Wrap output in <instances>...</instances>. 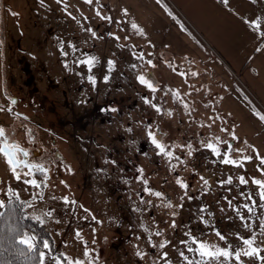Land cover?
Listing matches in <instances>:
<instances>
[{
  "label": "rangeland",
  "instance_id": "obj_1",
  "mask_svg": "<svg viewBox=\"0 0 264 264\" xmlns=\"http://www.w3.org/2000/svg\"><path fill=\"white\" fill-rule=\"evenodd\" d=\"M161 1L0 0L1 12L10 4L33 31L35 82L50 117L67 123L68 169L45 186L30 175L17 179L0 155V213L15 196L46 229L53 243L42 248V264H187L181 252L198 261L188 247L199 242L241 251L228 264H264V200L253 182H264V119L239 74ZM89 58L91 71L81 63ZM76 125L87 142L73 138ZM149 131L172 157L159 153ZM253 237L260 251L245 256L241 238Z\"/></svg>",
  "mask_w": 264,
  "mask_h": 264
},
{
  "label": "flooded vegetation",
  "instance_id": "obj_2",
  "mask_svg": "<svg viewBox=\"0 0 264 264\" xmlns=\"http://www.w3.org/2000/svg\"><path fill=\"white\" fill-rule=\"evenodd\" d=\"M33 34L29 33L23 14L6 4L4 11H0V128L8 144L19 145L28 153L27 157L18 153L17 159L45 170L41 172L38 167L22 163L16 174L33 176L45 186L53 176L68 169L62 151L68 142L67 123L50 117L48 98L35 82L37 48ZM80 128L74 127L73 138L87 142ZM3 144L0 138V147Z\"/></svg>",
  "mask_w": 264,
  "mask_h": 264
},
{
  "label": "crops",
  "instance_id": "obj_3",
  "mask_svg": "<svg viewBox=\"0 0 264 264\" xmlns=\"http://www.w3.org/2000/svg\"><path fill=\"white\" fill-rule=\"evenodd\" d=\"M169 1L205 38L212 57L235 76L239 74L242 87L254 96L264 116V0ZM257 20L258 29L251 24Z\"/></svg>",
  "mask_w": 264,
  "mask_h": 264
},
{
  "label": "snow or ice",
  "instance_id": "obj_4",
  "mask_svg": "<svg viewBox=\"0 0 264 264\" xmlns=\"http://www.w3.org/2000/svg\"><path fill=\"white\" fill-rule=\"evenodd\" d=\"M86 2L91 3V0H86ZM251 24L258 29L260 27V21H253L251 22ZM133 27L135 28L136 25H133ZM94 34V33H93ZM262 35H264V33H262ZM118 39V38H117ZM74 47V46H73ZM66 54V53H65ZM81 63H86L89 67V71H91L92 66L94 65L95 61L93 58H89L86 61H81ZM111 64V62H110ZM89 79L92 80L93 84L95 83V79L93 77H89ZM107 79V77L105 78ZM140 82L147 85V87H149L150 89H152L153 91H155L156 89L153 87V85L145 80V78L143 76L139 77ZM145 102H148L147 100ZM13 103H15V101H13ZM159 110V109H157ZM261 119H264V116L260 117ZM130 130V129H129ZM149 137L151 138V143L153 145H155V147L159 150L160 154H163L165 156L168 157H172L173 153L171 151H168L165 147V145H163L156 137V135H154L151 131L148 132ZM0 138H3L4 140V144L3 147H0V154H2L5 158L7 163L11 166V170L16 173V169L17 167L21 166V164L23 163L24 166L27 167H38L39 170L41 172H44L45 170L42 167L39 166H35V165H28L26 161H21L19 159H17V154L18 153H23V156L27 157L28 153L25 152L22 148L19 147V145H10L7 142V137L5 136L4 130L2 128H0ZM207 147L209 149H211L217 156L220 155L219 150L212 144H208ZM191 153H189L190 155ZM177 159H179L177 157ZM246 159H251V158H246ZM222 163L224 164H232V165H236V166H242L241 164H238L237 161L230 159V158H225L222 160ZM261 165H264V159H261ZM175 167V166H173ZM142 172V170H140ZM27 174V173H26ZM16 178L19 179L20 176L19 174L16 175ZM201 179L203 180V177H201ZM26 183H32V184H36L35 180L32 181H25ZM255 184L259 185L261 188L260 191V197L261 200H264V182L260 181V180H254L253 181ZM144 183H147V181L145 180ZM177 183L184 189L188 188V185L183 183L181 180H177ZM226 183L231 184V178H229ZM240 183H247L246 180H244L243 177H240ZM204 184L207 185V181H204ZM38 186V185H37ZM147 191H149L152 195H155L157 197H162L163 194L160 192H151L150 189H146ZM67 202V201H66ZM3 202H0V206H2ZM229 204L231 205V201H229ZM253 204H255V202L253 201ZM182 206V205H181ZM166 207H172L171 203H168L166 205ZM245 207L248 209L249 213L253 212V207H249L247 205H245ZM262 207H264V205H262ZM237 211V215L240 216V219L242 221L245 220L244 216L240 214L239 209L236 210ZM3 213H0V217H3ZM50 215V213H49ZM37 220H39V217H36ZM42 223V221H41ZM175 225L173 224V227ZM245 226L247 227L248 225L245 224ZM262 230H264V222H262ZM161 233L157 232L156 235H160ZM77 235L79 236V233H77ZM217 237L220 240H225V236L222 235L219 231L216 232ZM243 241V244L248 246V249L245 250L243 252V255L245 256H253L259 253V249L252 247L253 243H254V237L253 238H248V239H244L241 238ZM37 241V237L36 236H28L26 233L24 234V238L18 240V244L20 245H25L27 247V249L29 251L35 250L37 244L34 243ZM42 243V247L45 249H49L50 250V245L47 239H43L41 238ZM186 243V242H185ZM193 243H197V241L195 240V238H193ZM165 245H161V247H164ZM231 245H229L228 249L225 248H220L216 245H209L206 244L204 242H199V246L195 249L188 247V251L189 252H195L199 255L200 259L198 261H192L189 260L188 257L184 256L183 252H181V256L184 258L185 261H187V264H213V262H217L220 260L221 257L224 258L225 264H228L229 261H231L232 259H235L236 261L240 260V256H241V251L237 250L235 252H232L231 250ZM87 255V253H86ZM138 255H140L138 253ZM41 259H43L44 257V253L41 252L40 253ZM165 258H166V254H165ZM55 259V258H54ZM261 260H264V257H261ZM56 264H59V261L56 260ZM75 264H82V262L80 261H76Z\"/></svg>",
  "mask_w": 264,
  "mask_h": 264
},
{
  "label": "trees",
  "instance_id": "obj_5",
  "mask_svg": "<svg viewBox=\"0 0 264 264\" xmlns=\"http://www.w3.org/2000/svg\"><path fill=\"white\" fill-rule=\"evenodd\" d=\"M0 217V264H42L41 238L53 241L50 234L38 222L28 216L25 204L15 196L7 201ZM37 237L35 250L29 251L25 245L18 244L24 234ZM65 264H68L65 262Z\"/></svg>",
  "mask_w": 264,
  "mask_h": 264
}]
</instances>
